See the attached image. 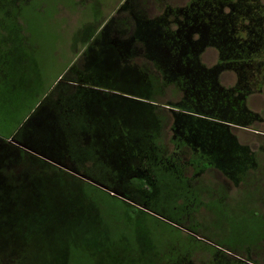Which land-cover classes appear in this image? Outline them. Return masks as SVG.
I'll return each mask as SVG.
<instances>
[{"label": "rangeland", "instance_id": "obj_1", "mask_svg": "<svg viewBox=\"0 0 264 264\" xmlns=\"http://www.w3.org/2000/svg\"><path fill=\"white\" fill-rule=\"evenodd\" d=\"M17 1L19 10L7 11L0 2V35L18 12L24 37L13 42L14 65L10 56L6 68L0 59V139L19 147L25 141L44 152L57 149L64 165L49 163L75 176L71 180L90 205L72 225L64 255L56 236L51 242L46 236L32 235L27 241L19 235L13 239L17 255L9 252L10 259L22 258L18 253L24 250L27 264H92L91 257L119 264L117 254L123 264H139L142 257L154 264H264V12L248 19L264 0H227L230 15L245 7L247 15L239 13L246 19L233 14L230 20L252 55L246 65L224 70L218 79L235 90L248 114L239 107L230 113L220 109L209 114L214 122L206 123L253 153L254 165L235 176L237 184L215 167L198 172L195 164L181 167L162 156L163 141L172 147L169 104L181 97L177 87L166 84L159 72L146 71L144 64L121 70L115 62L107 66L106 56L100 58L84 41L106 22L113 35L132 34L135 16L172 24L171 10L190 0ZM200 60L212 67L217 51L205 48ZM76 71L82 73L80 84L74 82ZM179 151L184 159L191 156L187 149ZM22 156L16 150L0 151V164L7 167L2 171L8 172L0 199L9 200L11 213L23 210L18 223H39L37 215L41 219L54 212L48 204L52 198L70 193L40 172L41 161L20 162ZM123 202L136 214L127 212ZM34 244L44 254L27 248Z\"/></svg>", "mask_w": 264, "mask_h": 264}, {"label": "trees", "instance_id": "obj_2", "mask_svg": "<svg viewBox=\"0 0 264 264\" xmlns=\"http://www.w3.org/2000/svg\"><path fill=\"white\" fill-rule=\"evenodd\" d=\"M0 2L4 4L1 9L5 11L11 10V8L19 10L18 5L21 3L17 0H0ZM228 2L227 0H190L185 6L171 10L176 19L175 22H172L174 28L170 27L172 24L164 22L163 18L150 19L135 16L132 34L127 36L113 35L114 33H110L111 22H106L101 28L95 29L84 41L95 47L94 50L100 58L106 56L107 66L109 63L115 62L118 69L121 70L131 67L139 68L141 64H144L146 71L159 72V76L166 84H174L177 87L181 96L180 99L176 103H168L171 108H169V112L172 116L170 128L172 147L170 145L171 150H169L163 141L161 145V148L163 147L161 149L162 156L172 157L175 159V164L181 167L185 163L191 167L195 164L196 168L194 169L198 172L208 167H215L219 171L227 172L234 184H237L239 179H236L235 176L244 173L247 167L254 165L253 157H251L253 153L249 151L247 146L239 144L234 136H220L212 125L206 124L212 122L209 119L212 118L209 114L216 113L220 109L226 108L227 112L230 113L239 107L240 110L242 108L245 111L242 103L240 104V96L235 93V90L224 88L218 79L220 72L227 69L236 70L246 65L252 55L251 45L241 37L240 28L236 24H232L235 22L230 20V16L233 14L237 19H246V16L239 13L240 11L246 13L245 7H241L239 11H232L230 15L226 9ZM9 3H13V6H8ZM263 12L264 6L257 2V11L252 13L251 18H247L257 19ZM13 15V20L0 35V59H4L5 68L9 62L8 56H10L12 65L16 62L14 40L17 39V43L24 40L20 28L22 24L19 20L21 14L13 13L11 17ZM100 35H103L102 38H99ZM208 47L214 48L218 54V61L212 67L205 66L200 60L201 53ZM81 74V71H76L74 77L77 76L78 79L72 81L80 84ZM67 95L69 96L70 92H67ZM153 110L155 109L150 111L151 114H153ZM245 114L248 113L245 111ZM160 131L162 132V123ZM22 144L31 151H36L45 156L48 162L8 142V140L0 139V151L16 150V152H20L24 155L20 158V162H28L31 158L41 161L45 166L39 167L40 172L61 183V191L64 194L65 191H68L70 196L52 198L48 204L54 212L50 211L51 215L41 219L37 215L40 222L33 224L18 223L17 221L24 217L23 210L15 209V212L11 213L8 207L9 200L0 199V264H27L25 261L27 252L24 250L18 253V255H22V258L10 259L9 256V252L17 255V246L13 245L15 243L13 239L19 235L24 239L28 237L27 241L31 240L32 235L46 236V240L51 242L56 236L59 253L64 255L65 248L68 247V239L72 233V225L78 222L79 214L88 210L90 205L88 200L83 198L84 196L82 197L81 190L71 180L75 176L65 170H63L64 172L57 171V168L49 163L51 161L57 165H64L61 157L60 159L57 158L59 153L57 149L52 148L51 152H44L30 146L28 142L24 141ZM180 148L187 149L191 156L182 158ZM236 151H241L243 155H238ZM238 156L240 161H238ZM138 162L140 161L133 162L137 171L141 167ZM2 169L7 171L5 164H0V171L2 172V174L0 173V188L5 191L6 185L3 179L8 172L2 171ZM123 204L127 206V212L136 214L134 207L125 202ZM119 211L126 213L121 208ZM25 217L27 216L25 215ZM35 227H38L40 231H35ZM27 248L30 250L34 248L35 253L40 251L43 253L39 244L30 245ZM134 254L142 257L141 254ZM144 257L146 256L144 255ZM119 258H121V254H117L116 262L123 264ZM153 258L155 259L154 256ZM143 259L142 257L139 264L155 263L154 260L146 262ZM91 263L101 264L98 257H91ZM49 264H64V261L55 263L51 260Z\"/></svg>", "mask_w": 264, "mask_h": 264}, {"label": "water", "instance_id": "obj_3", "mask_svg": "<svg viewBox=\"0 0 264 264\" xmlns=\"http://www.w3.org/2000/svg\"><path fill=\"white\" fill-rule=\"evenodd\" d=\"M22 148H24V149H27V150H30L29 148H27V147H25V146H23V145H20Z\"/></svg>", "mask_w": 264, "mask_h": 264}]
</instances>
